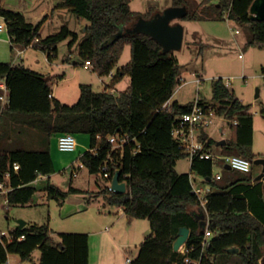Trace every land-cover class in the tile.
<instances>
[{"label":"trees","instance_id":"16d2710c","mask_svg":"<svg viewBox=\"0 0 264 264\" xmlns=\"http://www.w3.org/2000/svg\"><path fill=\"white\" fill-rule=\"evenodd\" d=\"M4 1L0 0V19L7 25L13 52L32 46L53 61L58 56V43L70 37V47L78 43V34L67 27L42 38L40 26L29 22L24 14L5 8ZM254 1L218 0L212 7L219 18L227 20L228 15L230 22L247 28L250 45L264 49V21L252 20L250 16ZM211 2L203 0L202 5ZM173 5L187 6L186 20L204 18L191 14L186 0H174ZM59 7L68 8L87 21L79 43L81 59L90 61L91 69L99 77L112 76L113 81L101 92L95 91L93 85H81L78 102L69 105L51 97V77L22 63L0 62V97L2 84L8 92L5 101L0 99V182L10 189L7 204L28 205L37 193L35 183L55 173L49 149H27L24 146L28 142L41 146L39 139L48 142L54 134H87L90 149L80 156L79 162L107 184L120 172V181L128 187L126 193L120 194L106 185L99 197L129 216L150 223L151 234L131 264H264V182L257 181L251 172L230 174L227 178L222 175L217 180L213 169L220 164L211 159L195 158L191 173L178 172V161L189 157L172 135L182 117L192 112L198 102L213 108L232 127L231 139L220 145L222 153L213 150L212 139L202 130L201 139L207 149L215 154L244 157L254 165L256 159L264 156L253 151L251 106L230 91L223 78L213 80V103L201 99L188 104L171 101L182 83L178 59L173 52H165L152 37L128 32L139 18L150 19L163 10L150 9L145 15L140 14L131 8L130 0H63ZM127 46L131 47V60L114 74ZM127 77V89L113 92ZM23 127L34 129L39 135L29 141ZM113 136H129L132 141L123 149H114L109 141ZM15 164L20 166L19 170H15ZM104 166L109 168V179L103 177ZM193 174L211 189L206 195V212L193 191L191 179L197 182ZM46 191L48 198L61 207L70 194L81 193L73 186L64 192L50 182ZM182 227L190 229V237L185 252H175L174 243ZM207 230L214 236L203 249ZM11 234L12 240L4 236L0 241V264H7L11 254L30 261L36 250L41 253L39 264L90 262V239L86 233H60L56 240L48 224L27 223L22 229L15 227ZM230 248H238L239 252L230 253Z\"/></svg>","mask_w":264,"mask_h":264},{"label":"rangeland","instance_id":"374dc122","mask_svg":"<svg viewBox=\"0 0 264 264\" xmlns=\"http://www.w3.org/2000/svg\"><path fill=\"white\" fill-rule=\"evenodd\" d=\"M173 1L130 0V4L134 11L145 15L150 9L164 10L174 6ZM186 1L191 14H198L199 16H204V18L198 21L186 19L175 21V23L179 22L184 27V43L181 50L173 52V55L182 66V83L178 86L171 101L188 104L201 99L208 103H213V80L218 78L230 79V91L234 92L244 104L251 106V113L254 115L253 151L257 156H264V115L262 114V110L264 109V49L250 45L251 35L247 28H242L235 22L219 18L218 11L212 7L218 0H212L207 5H202L203 0ZM206 6L208 7L207 10L205 9ZM72 16H74L75 20L86 21L79 19L75 15ZM73 27L75 31L82 35L81 37H84L85 27H80L77 23ZM236 30H239L240 34H235ZM54 31L55 29L52 23H50L41 35L45 38L52 33H56ZM71 40L72 38L70 37L58 43V56L51 63L46 60L43 51L35 49L33 52L39 56L37 60L47 62L49 67L54 65L56 73H67V77L69 78H74L75 73L73 70L78 67L81 78H93L92 83L95 91H104L107 86L111 85L113 77L106 76L101 78L95 73L86 71L78 66L83 61L79 54V43L81 40L70 47ZM130 60L131 47L127 46L124 55L114 70V74H117L118 70ZM63 64H70V66H68L67 70L56 67ZM62 77L64 76L56 77L58 79L55 80V84L59 83ZM101 79L103 80L101 81ZM197 80H200L201 83L198 84ZM69 84H75V82ZM127 86L128 82L126 80V82L119 83L116 88L121 92ZM78 95L77 100L69 102V105L78 102L81 88ZM221 128H223V132H221ZM206 133L212 139L213 150L216 153H222L224 150L220 146V143L230 140L232 137L231 123L223 117H218L214 121V124L206 129ZM75 137L78 142L76 152L60 151L57 135L55 134L48 139V142L44 141V138L41 141L39 139L38 143L41 146L29 144V142L24 146L27 149H49L55 161V173L51 178L42 177L35 183L37 193L28 205H8L7 194H0V233L8 234L18 226V221L22 220L28 224H48L51 234L57 240L59 237L55 233L61 232L63 229H90V220L96 217L99 211H105L103 207L105 200L103 197L100 196L101 198L96 200L90 199L91 195L94 198H98L99 191L106 186L103 178L99 175L90 174L87 168H83L78 177H72V167L74 165L79 166L81 164L79 162L80 156L90 149L89 135L77 134ZM176 169L178 172L191 173L190 159H180ZM214 169L215 172H220L225 178L230 174H234L235 176L243 174L236 170H228L225 165L217 164ZM262 170V166L253 165L251 174L257 177ZM193 176L197 179L198 186L201 184L203 187H209L205 183L202 184L198 176L195 174ZM49 182L64 192L69 191L70 187L74 186L79 188L81 193L70 194L66 200L68 203L67 209L62 211V207L65 204L61 207L57 201L48 198L46 188ZM8 206L10 207L8 208ZM107 207L112 210V207L106 204ZM138 222L137 236L141 240L144 234L143 231L149 223L142 220ZM125 225L129 228V221H126ZM184 249L185 246L181 252ZM138 251L139 246L134 245L128 249V253L125 255L126 257L128 255L136 256L139 253ZM40 256V251L36 250L33 253L32 260L22 261L18 255L11 254L8 264H39ZM114 257L118 264H122L124 259L121 260L118 255ZM124 264H126L125 260Z\"/></svg>","mask_w":264,"mask_h":264},{"label":"crops","instance_id":"0c3cea01","mask_svg":"<svg viewBox=\"0 0 264 264\" xmlns=\"http://www.w3.org/2000/svg\"><path fill=\"white\" fill-rule=\"evenodd\" d=\"M62 1L63 0H5L3 3V6L5 8L13 9L15 11H18L24 14L26 19L29 22H31L34 25L40 26V35L41 33L44 32L47 25L52 23L55 29L54 32L58 33L63 27H67L69 28L70 31L78 34L79 41H80L83 37H81L82 35H80L77 31L74 30L73 26H76V23H77L80 27H83V28L85 27L84 29V34H85L88 23L86 21L83 22L80 20L79 21L75 20V18H73L74 16H72L74 14L68 8L59 7V4ZM56 33H52L51 35L56 34ZM41 37L44 38L42 35ZM35 49L36 48L30 46V47H27L21 50L16 49L15 52H13L11 49V43L9 42L8 32L0 33V61L13 62L16 64L22 63L26 67L36 72H39L41 74L51 77V79H53V82H54L53 93L51 95L52 98H56L61 102L69 104V102L73 100L75 101L77 100L79 96L78 94H80L81 85L83 84L93 85L92 83L93 78H81V76L79 75L80 70H78L79 69L78 67L74 68L73 70L75 73L74 78L67 77V73H64V74L56 73L55 71L56 68L54 67V65L52 67H49L47 62H42V61L37 60L39 56L33 52V50ZM45 57L48 62L50 63L52 62L48 60L46 54H45ZM68 66H70V64H63V65L56 66V67L57 68L59 67L58 69L67 70ZM78 66H80L86 71L93 72L91 68L85 67V61H82ZM61 74L64 77L61 78V81L59 83L55 84L56 82L55 80L58 79L56 77L62 76ZM102 80L103 79H101V81ZM126 80L129 86L130 79L128 77L125 78L121 82L122 83L124 81L126 82ZM72 82H75V84H69ZM4 85L5 84H2L3 95L5 94L7 96L8 92L3 89ZM118 85L119 83L115 86V88L113 89V92H120L116 88ZM3 105L4 103H2V106ZM14 128L15 130L18 129L16 127ZM23 129H25V133H26L25 137L29 141L31 137L34 138L39 135L38 132L34 129H30L27 127H23ZM223 131H224L223 128H221V132ZM53 162H54V167H55L54 159H53ZM261 172H259L258 176L261 174ZM180 173H185V172H180ZM106 185L108 184L106 183ZM199 186L202 188H207V187H203V185L201 184ZM74 188H77V187H74ZM93 192H96V191H93ZM99 198L101 197L94 198V196L91 195L90 199L96 200ZM106 204H107L106 202L105 204H103L105 211H99L96 217H93L90 220L89 222L91 224V226H89L90 229H87V230L63 229V231L61 232L59 231L58 233H55V234H60V233H86L88 234L89 239H90V262L89 264H118L114 257L115 255H118V257L121 260L124 259L125 263L127 264L128 258L135 259L137 255L136 256L128 255L126 257L125 254L128 253V249H130V247L134 245L139 246V249H140V246L143 243V241L151 234L150 223L148 220H142V221H148L149 225L144 229L143 237L140 240L138 239V236H137V232H138L137 230L139 228L138 221H140V219H136V218L129 216L120 207L111 206L112 210H110L108 207L106 208ZM67 205L68 203L66 202L65 205L62 207V211L67 209ZM126 221H129V228L125 225ZM124 260L122 264H124Z\"/></svg>","mask_w":264,"mask_h":264},{"label":"built area","instance_id":"2783aa9c","mask_svg":"<svg viewBox=\"0 0 264 264\" xmlns=\"http://www.w3.org/2000/svg\"><path fill=\"white\" fill-rule=\"evenodd\" d=\"M153 1H159V0H153ZM226 18L227 21H229L228 15H226ZM2 32H7V25L3 19H1L0 21V33ZM235 34H240V31L236 30ZM37 41L38 39H36V42ZM9 42L11 43L10 38H9ZM85 67L91 68V62L86 61ZM263 77H264V70H263ZM197 82L198 84L201 83L200 80H197ZM225 82L228 87L231 85L230 79H226ZM3 87H4L3 89L7 91L6 86L4 85ZM0 99L2 101H5L6 95L5 94L2 95ZM167 106L168 103L165 104L163 108H166ZM216 118H218V116L216 115V112L213 108L201 106L198 102H196L192 112L185 114L182 117L180 123L174 128L172 135L174 139L179 143L180 148H182L187 153L191 162L195 158H199L200 160L211 159L215 162H219L220 165H225V167L227 165L231 166L232 170H236L242 173L252 172L253 164L248 159L235 155L215 154L207 149L206 143L201 139V132L204 129L206 130L210 128L214 124ZM235 124H237V121H235ZM98 138H100V136ZM109 141L113 145L114 149H119V148L123 149L125 145L132 140L130 139L129 136H125L122 138L113 136L109 138ZM57 143L59 150L62 152H74L77 150L78 147V142L76 140V137L72 133H63L57 135ZM14 168L15 170H19L20 166L18 164H15ZM83 168H85L84 164H80L76 168H73L72 176L75 178L78 177L80 170H82ZM102 173L105 179L110 178V171L108 166H104L102 168ZM213 174L217 180H220L222 178V174L220 172H215V169H213ZM191 181L193 185V191L200 198L202 208L206 212V204L208 202L206 195L211 191V189L202 188L198 186L194 178H192ZM111 185H112V180L108 183L110 190H112ZM9 191L10 189L6 188L5 184L0 182V194L2 193L8 194ZM11 231L8 234L0 233V241L2 242L4 236L7 237L9 240H12L13 235L11 234ZM213 236L214 234L211 231L209 230L206 231L202 242L203 249L210 244V241L213 238ZM183 252H185V249ZM186 261L191 263L189 259H187ZM131 262H132V258H128L127 264H131Z\"/></svg>","mask_w":264,"mask_h":264},{"label":"water","instance_id":"95a60500","mask_svg":"<svg viewBox=\"0 0 264 264\" xmlns=\"http://www.w3.org/2000/svg\"><path fill=\"white\" fill-rule=\"evenodd\" d=\"M250 16L252 20L264 21V0H255L252 7ZM188 15L187 6H172L160 13H157L150 19L139 18L129 33L145 34L155 39L165 52H174L182 49L184 43V27L181 23L175 21L185 19ZM174 22V23H173ZM122 35V33L120 34ZM226 141H222L220 145H225ZM254 165L262 166L261 174L256 178L257 181L264 182V158H258L254 161ZM226 169L232 170L231 166L227 165ZM112 191L120 194L127 192V185L125 182L120 181V172H117L112 180ZM205 220V215L201 216ZM205 221H203V225ZM27 225L25 221H18V227L24 228ZM190 229L182 227L179 231L178 238L174 243V251L181 252L186 242L190 237ZM230 253L239 252L238 248H230L227 250Z\"/></svg>","mask_w":264,"mask_h":264}]
</instances>
